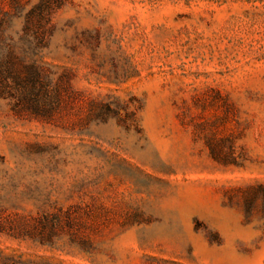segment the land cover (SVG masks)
I'll list each match as a JSON object with an SVG mask.
<instances>
[{"label":"rangeland","instance_id":"rangeland-1","mask_svg":"<svg viewBox=\"0 0 264 264\" xmlns=\"http://www.w3.org/2000/svg\"><path fill=\"white\" fill-rule=\"evenodd\" d=\"M47 119L0 99V264H264V0H0Z\"/></svg>","mask_w":264,"mask_h":264},{"label":"trees","instance_id":"trees-1","mask_svg":"<svg viewBox=\"0 0 264 264\" xmlns=\"http://www.w3.org/2000/svg\"><path fill=\"white\" fill-rule=\"evenodd\" d=\"M57 93L47 89L39 68L26 66L0 38V99L14 100L18 114L47 119L59 102Z\"/></svg>","mask_w":264,"mask_h":264}]
</instances>
